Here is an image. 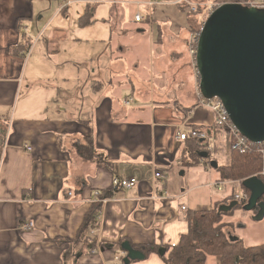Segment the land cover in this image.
I'll use <instances>...</instances> for the list:
<instances>
[{"label": "crops", "instance_id": "1", "mask_svg": "<svg viewBox=\"0 0 264 264\" xmlns=\"http://www.w3.org/2000/svg\"><path fill=\"white\" fill-rule=\"evenodd\" d=\"M53 1L43 21L38 0H0V264H124L122 242L173 245L187 230L183 210L241 191L225 181L208 193L220 180L212 163L227 155L211 111L198 105L188 51L198 15L177 0ZM191 129L212 151L195 166L184 165L188 140L177 138ZM88 136L111 170L77 154L73 143ZM114 175L137 184L112 191ZM92 203L100 215L89 252L75 240ZM129 264L165 262L150 253Z\"/></svg>", "mask_w": 264, "mask_h": 264}, {"label": "water", "instance_id": "2", "mask_svg": "<svg viewBox=\"0 0 264 264\" xmlns=\"http://www.w3.org/2000/svg\"><path fill=\"white\" fill-rule=\"evenodd\" d=\"M195 68L198 89L205 99L218 98L235 128L253 143L264 141V8L224 2L215 8L199 32ZM215 166V163H212ZM250 194L243 210L264 217V183L256 176L244 179ZM235 201L219 206L230 210ZM124 264L144 254L122 242Z\"/></svg>", "mask_w": 264, "mask_h": 264}, {"label": "trees", "instance_id": "3", "mask_svg": "<svg viewBox=\"0 0 264 264\" xmlns=\"http://www.w3.org/2000/svg\"><path fill=\"white\" fill-rule=\"evenodd\" d=\"M217 1V0H216ZM221 2H237L241 0H220ZM89 11L80 17V23H86L89 19ZM22 47L28 51L29 41H23ZM22 50V48H20ZM219 131L218 129H216ZM220 132V131H219ZM219 132H215L218 134ZM188 140V141H187ZM188 142L185 147L187 152L184 165L195 166L199 161H206L212 151H209L208 143L205 139L191 137L186 139ZM232 138L225 134L221 140L223 151L227 155L226 164L215 162L214 168L219 173L220 181H235L241 186V190L246 193V198L241 200L229 196L223 201L214 204L209 209H185L183 217L187 223L186 232L179 236L177 243L173 245L160 244H131L132 248L139 250L144 257L150 253H157L165 264H206L208 256H214L219 264H264V243L254 246H247L243 239L234 234L236 228H244L245 224L234 221H225L230 218L236 209L242 210L249 197V190L242 185L244 179L255 176L262 167V160L258 154L252 152L239 153L231 149ZM75 151L83 159H94L100 166L111 170V163L103 153L98 152L93 144L91 136L83 137L73 143ZM215 152V151H213ZM264 183V179L259 176ZM99 197H108L110 190L99 191ZM264 201V195L261 197ZM235 201L233 207L228 211H219L220 205L229 204ZM100 204L92 203L84 213L80 223L75 241L89 243L94 246L95 239L88 233L89 225L95 220Z\"/></svg>", "mask_w": 264, "mask_h": 264}, {"label": "built area", "instance_id": "4", "mask_svg": "<svg viewBox=\"0 0 264 264\" xmlns=\"http://www.w3.org/2000/svg\"><path fill=\"white\" fill-rule=\"evenodd\" d=\"M60 2H63L65 4L70 3V0H59ZM237 3H240L242 5L246 6H252V7H257V8H264V0H241L237 1ZM154 2H150L148 6L150 8ZM174 4L178 5H185V7L189 10V12H195L198 13L199 18H198V23L200 24V29L198 32H195L194 36L191 37V45L189 46V52L192 54L195 60V54H196V45H197V39L199 32L202 28V24L206 20V18L209 16V14L218 6H220L222 3L216 2V0L209 1L203 4H198L191 2L189 0H177L174 2ZM134 20L135 21H142L143 16L141 13L137 12L134 15ZM198 95H199V100H198V105L202 106L204 108H207L208 110L211 111L212 116H213V126L218 129L221 133V139H224L225 134H229L232 138L231 141V149L234 151H237L239 153H248L252 152L254 154H258L261 157L262 160V167L260 171L255 175L256 177L264 179V141L261 143H253L249 141L246 137H244L240 132L235 128V126L232 124L230 121L227 112L220 101V99L214 97L210 99H205L201 96L199 89H198ZM133 101V97H128L126 99V103L130 104ZM191 137L195 138H201L206 140V135L204 132H200L199 130L196 129H191L189 133L185 132H178L177 138L178 140H185ZM27 150L30 149V147H26ZM154 177L155 178H161L162 175L155 171L154 172ZM225 181H220L218 180L216 183L213 185L216 186L217 190H222V183ZM137 184V180L134 177H123V176H112L110 179L109 187L111 188L112 191H119L123 189H127L130 187H133ZM97 195L99 192L96 193ZM264 195V194H263ZM246 198V193L243 192L242 190L238 193H235L234 199L236 200H241ZM102 199L101 201H105V198H100ZM99 215L100 213L96 214L95 220L89 225L88 227V233L89 235L92 234V229L97 222L99 221ZM33 222H27L23 223L21 225L23 230H30L33 228ZM92 236V235H91ZM95 251V250H93Z\"/></svg>", "mask_w": 264, "mask_h": 264}, {"label": "rangeland", "instance_id": "5", "mask_svg": "<svg viewBox=\"0 0 264 264\" xmlns=\"http://www.w3.org/2000/svg\"><path fill=\"white\" fill-rule=\"evenodd\" d=\"M39 1H41V2H40V5H38L39 6L38 7L37 3ZM203 1H206V0H203ZM38 2L36 3V10L37 11L40 10L44 13L43 21H46L50 18L49 16L52 13L51 10L56 6V2L53 0H38ZM216 2L223 3L220 0H217ZM195 14L198 15V13H195ZM198 18H199V15H198ZM199 29H200V24H197V25L195 24V31L194 32H198ZM188 51H189V48H188ZM28 55H29V52L26 54V56H28ZM232 182H235V181H232ZM236 183H238V182H236ZM214 188H216V186H214V185L209 188L208 193L210 195L212 194V192L213 193L215 192ZM210 195L207 196V201L209 203L211 201ZM223 202H225V201H223ZM211 204H213V203H211ZM256 215L257 214H256L255 209L254 210L253 209L252 210L236 209L234 211L233 215L230 217L231 221H234V222L238 221L240 223L245 224L244 228H236L234 230V234L239 235L243 239L244 243L247 246H254V245H259V244L264 243V217L261 218L260 220H256L255 219ZM214 260H216V259L209 257L208 258V264H213Z\"/></svg>", "mask_w": 264, "mask_h": 264}]
</instances>
